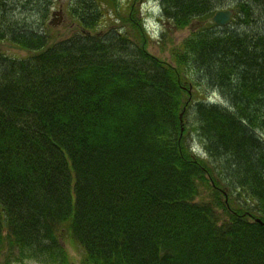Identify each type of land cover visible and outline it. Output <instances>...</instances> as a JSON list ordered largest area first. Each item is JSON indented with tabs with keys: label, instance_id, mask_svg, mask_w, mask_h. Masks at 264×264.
Returning <instances> with one entry per match:
<instances>
[{
	"label": "trees",
	"instance_id": "trees-1",
	"mask_svg": "<svg viewBox=\"0 0 264 264\" xmlns=\"http://www.w3.org/2000/svg\"><path fill=\"white\" fill-rule=\"evenodd\" d=\"M22 1L15 7L35 9L37 23L9 16L8 0L0 3V40L29 50L27 57L0 52V150L15 145L16 153L28 154L36 169L22 165L9 172L14 159L0 164V264H20L29 259V251L47 264H70L65 249L58 260L56 248L59 240L72 237L83 264H264V226L250 220L264 222V149L259 141L264 140V49L249 35L254 23H264L257 11L264 0H233L228 5L234 9L232 25L205 23L196 31L213 39L191 38L200 47L193 58L201 72L228 57L237 63L224 83L215 85L226 93L224 99L247 88L255 93L251 91L255 99L249 105L243 101L246 106L238 105L221 121L183 125L184 132L202 129L209 159L215 162L214 150L226 151L229 159L222 166L188 157L182 148L173 150L165 139L167 129L164 133L154 124L168 120L167 110L183 106L176 78L141 76L124 86L115 78L123 75L122 63L130 55L119 47L96 45L108 36L136 45L135 35L143 31L137 13L112 0L121 29L90 34L87 23L74 14L99 20L106 13L98 2L76 0L70 14L78 28L49 43L44 23L49 0ZM162 2V17L179 27L209 17L222 3ZM242 75L245 82L238 79ZM135 93L144 99L143 106L129 98ZM136 103L141 116L137 109L135 115L129 112ZM241 116L255 124L252 130ZM19 140L28 146L20 147ZM28 140L42 146L45 155L30 150ZM205 169L214 174L211 184ZM224 196L238 204L236 211L224 206ZM209 231L212 237L206 235ZM47 237L54 247L41 257Z\"/></svg>",
	"mask_w": 264,
	"mask_h": 264
},
{
	"label": "bare ground",
	"instance_id": "bare-ground-1",
	"mask_svg": "<svg viewBox=\"0 0 264 264\" xmlns=\"http://www.w3.org/2000/svg\"><path fill=\"white\" fill-rule=\"evenodd\" d=\"M93 2H98V4L102 5L103 11H105V15L101 16L99 20H92V18L88 16H79L78 14H74V18L78 20V22H86L89 28L90 34H99L100 30L103 32L107 31L108 29L110 30H120L122 25L121 21L119 18V13L114 9V1L112 0H89ZM139 1V2H137ZM217 1H222L221 5L217 9L210 10L211 14L209 17L206 16H198L201 17L202 19H193L191 20L190 23L192 25L198 24L196 28L190 27L187 31L184 30L182 31L183 27H179L172 21H169L167 18H160L159 13L164 10V7L166 4L162 2V0H128L127 5L128 9L132 11V13H137L138 15L141 13V10L144 9L145 13L140 14V16L151 26H156L162 23V26H164L162 29L163 30H158L156 31L154 28H146L142 26V34L141 35H135V41L136 45L132 42H124L125 40L119 36L113 37V36H108L106 38H101L99 39V43L96 45H101L104 44L105 47H108L109 45H112L113 47H119L120 50H122L124 53H128L130 56H128L127 61L122 63L124 70H123V75L122 76H117V74H113L117 80H121L124 86L128 84L130 81L139 78L141 76H148L149 78L155 79V80H160L162 79V76L165 75L168 77L170 80L175 79V85L177 90L180 89V101L182 100V108L179 109L178 107H173L169 110H167L166 115L168 116V120L165 122L159 120L154 122V124L162 127L164 130L163 132L165 133L167 129V134L166 135V142L169 144H172V149L175 151H178L182 148L183 153L191 158H195L196 160H200L202 162H205L207 164H210L211 162H214L213 160L209 159L208 156H206V153L204 152V149H209L208 144L205 143V139L203 138V131L200 129L199 126H194L192 127V131H186L188 135L192 137H187L185 135V132L183 129V125L189 122V124H194V123H199L204 121H208L210 119L214 120H222L223 118H226V114L232 113V111L238 107V105H245L246 103L244 102H252L255 99V96L252 94L253 88H247V90H244L241 95H235L232 96L231 100H226L224 97H226V93L222 88L219 86L215 85H222L224 81L227 78V75H230V71H232L234 68L233 66H236V62L232 58H227L224 60V62L221 63H216L215 67L211 69H204L202 72L200 69L197 68L196 62H194L193 54L197 52L200 47L194 45L191 42V38L196 36L198 41L203 42V41H211L213 38L210 37L209 35H206L201 32H197L196 29L200 26H203L205 23L206 25H218L219 21V13L223 12L224 10L230 11V18L233 17L234 15V9L231 6H228L232 3L233 0H217ZM56 2V1H55ZM62 0H57L56 4L57 7L53 9V0H49V5H48V10L50 11V14L47 16V19L50 23L53 25H58L62 22L63 19H65V16L68 17V14H70L73 5L68 4L67 6L63 7L62 6ZM215 2V1H214ZM118 4H123L122 1L118 2ZM52 7V8H51ZM257 9V8H256ZM160 11V12H159ZM258 11V18L262 19L264 21V8H259ZM67 14V15H66ZM183 14V13H180ZM71 15V14H70ZM72 17V16H71ZM121 17V16H120ZM74 18L72 19L74 23L73 26V31H71L69 34L66 36L72 34L73 32L76 31L78 28L77 23L74 21ZM232 20L229 19L228 22L223 24V26L226 25H232L233 22ZM260 22V21H259ZM251 33L250 35V41L252 43H256L259 48L264 49V23H254L251 26ZM165 29L168 30H180L183 33V37H180V39H177L176 41L172 40V43H170V39H172L170 36L166 34ZM103 35H106L107 33H101ZM64 36V37H66ZM48 37L50 38L49 43H54L55 41L59 39H54L49 33ZM62 37V38H64ZM170 38V39H169ZM61 39V38H60ZM98 39V38H97ZM3 41H6L5 39L2 38ZM0 40V41H2ZM8 42V41H7ZM10 43V42H9ZM108 43V44H107ZM151 43L154 44H159L158 46V53L153 54L151 53L148 48ZM170 43V45H169ZM13 44V43H11ZM106 44V45H105ZM16 45V44H14ZM20 48L25 49L22 46L16 45ZM27 50V49H26ZM29 51V50H28ZM2 52V51H1ZM5 54V53H4ZM166 54V55H164ZM7 55V54H6ZM29 55V54H28ZM28 55L24 56L27 57ZM11 56V55H8ZM153 67V68H152ZM241 70L244 69L242 66L240 67ZM228 70V71H227ZM216 72H218L216 74ZM172 75L174 78H171L170 75ZM241 78V79H240ZM215 79L216 84H215ZM239 80L241 81H246V77L242 75L241 77H238ZM248 82V81H247ZM213 85V86H212ZM210 86V87H209ZM252 91V92H251ZM119 92V91H118ZM237 93V90H235ZM254 93V92H253ZM255 94V93H254ZM129 98H135L137 99L138 103L143 106L145 104L144 99L137 95L135 93L134 95H131ZM121 104L120 106L122 107L125 105L124 99L121 98ZM132 99H128L131 101ZM143 100V102H142ZM172 100H174L172 98ZM136 103V106L130 107V113L132 115L136 114V109H137V116H141V112H138V106ZM249 105V104H248ZM139 114V115H138ZM247 117L249 116V112H247ZM260 119H264V110L260 112ZM241 123L245 125V127L248 130H252L255 126V124L252 123V125H249L247 122V118L245 116H241L239 118ZM127 127H120L118 132H123L126 130ZM162 132L161 136L164 135ZM180 133L179 137L178 134ZM183 133V134H182ZM218 134H223L222 130H218ZM172 134V137H169ZM202 135V136H201ZM215 135V134H214ZM225 135H228V132L225 131ZM172 138V139H170ZM174 140V142H172ZM30 150L31 149H38V155L44 156V149L42 146H40L36 142H32L30 140ZM177 141V142H176ZM259 141H261V145L264 149V140L259 138ZM19 145H25L28 146V142L26 140H19ZM164 146V145H161ZM168 151H172L169 149L167 146L164 147ZM11 150V151H10ZM1 149L0 150V164L3 162H7L11 159H14L13 162L10 166H8L9 172L12 171H19L20 166L24 165L27 167L29 165L33 169H36L33 167V162L29 163L28 161L31 160L28 154L25 152L21 153H16V147L15 145H12L11 149ZM10 151V152H9ZM214 152V160L215 164L218 166H222L224 163V160L227 161L229 159L228 155L226 154V151H216ZM72 169H74L72 167ZM34 172V171H32ZM30 172V174L32 173ZM75 172V171H74ZM205 175L204 178L208 180V182H211V176L213 177L214 174L205 169ZM76 173V172H75ZM29 174V173H28ZM75 175V174H74ZM29 176V175H28ZM72 176V175H71ZM75 177V176H72ZM199 184L202 183V181L198 182ZM1 185V181H0ZM221 201L223 202L224 206L227 209H230L231 211L237 210L238 209V204H234L227 199V196H224L221 198ZM89 203L93 206L94 202L89 201ZM80 205V204H79ZM233 224L235 225L234 221L232 218H230ZM253 222L259 223L260 225L263 224L264 222L261 220H257L256 218L251 219ZM229 226L226 227V229ZM212 231V230H210ZM206 233V235L210 236L211 232ZM60 242L58 243V247L56 248L57 251V258L61 257V250L65 249V253L67 256V262L71 263V260L69 258V250L72 249V251L76 252L77 254H80L77 245H78V240L75 237L68 238L67 240H59ZM53 245V246H52ZM54 247V244L49 238L47 237L46 240L43 241L42 247L40 254L42 255L41 257H47L50 253V250L52 247ZM44 250H46L44 252ZM66 261V257L64 259ZM30 263H35V264H47L41 258L39 259V254H36L33 251H29V259L23 261L20 264H30ZM66 263V262H65ZM18 264V263H16ZM79 264H83L81 261Z\"/></svg>",
	"mask_w": 264,
	"mask_h": 264
},
{
	"label": "rangeland",
	"instance_id": "rangeland-1",
	"mask_svg": "<svg viewBox=\"0 0 264 264\" xmlns=\"http://www.w3.org/2000/svg\"><path fill=\"white\" fill-rule=\"evenodd\" d=\"M23 1H25V0H23ZM23 1H22V3H23ZM55 1L57 2V0H53V6H54L53 9H55L57 7V4ZM120 1H122V3H123V4H121V5H123L122 8H125V11H127V12L130 11V9H128V5L126 3V2H128V0H118V2H120ZM134 1H136V0H134ZM2 2H3V0H1L0 3H2ZM16 2H17V0H8L7 4L11 8V10L8 12L9 16H11V15L15 16L16 15L17 17H19V19L29 20V22H31V23H35V22L37 23L36 19L38 18V15L35 13V9L29 8L28 5L19 7L20 4H18L15 7ZM75 2H76V0H62L61 3H62V6L65 7L68 4L73 5ZM116 2H117V0H116ZM137 2H139V1H137ZM22 11L25 12L26 14L21 13ZM144 13H145L144 9L141 10L140 14L142 15ZM49 14H50V11H49ZM140 14L139 15L136 14V16H137V19L141 18V20H142L143 15L141 17ZM158 15L160 16V13ZM72 19H73V17H71V15L68 14V17L65 16V19H63L62 22L56 26L53 25L52 23H50L47 19V22L45 21V26H48V32L54 39H60L64 36H66L67 34H69L71 31H73L74 23H72L73 22ZM128 23H129V21H128ZM145 25L148 28H154L156 31L163 30L162 28L164 27V26H162V23H160L159 25H156V26H151V25H149V22L147 23L146 21H145ZM197 26H198V24H196V23H195V25H192V23H190L189 25L183 27L182 31H184V30L187 31L190 27L196 28ZM165 31H166V34L168 35V37L170 36L172 38V39L169 38L170 43H172V40L176 41L177 39H180V37H183V33L180 30L171 31V30L165 29ZM170 43H169V45H170ZM158 46H159V44L151 43L149 45L148 50L151 53L156 54V53H158ZM1 51H2V53H5V54L11 55V56H15V57H24V56L29 54L28 50L20 48L14 44H11V43H9L7 41H3V40L0 41V52ZM164 55H166V54H164ZM189 130L192 131V128L186 129V131H189ZM187 137H192V136L187 135ZM210 184H211V182H210ZM68 252H69L68 256L71 260L70 264H79L81 261V259H80L81 254H77L76 252L72 251V249H70ZM30 264H35V263H30Z\"/></svg>",
	"mask_w": 264,
	"mask_h": 264
},
{
	"label": "water",
	"instance_id": "water-1",
	"mask_svg": "<svg viewBox=\"0 0 264 264\" xmlns=\"http://www.w3.org/2000/svg\"><path fill=\"white\" fill-rule=\"evenodd\" d=\"M218 16H219V18H218L217 21H219V22L216 23V24L223 25V24H225L226 22L229 21V19H230V11L224 10L223 12H220ZM257 220H259V219H257Z\"/></svg>",
	"mask_w": 264,
	"mask_h": 264
}]
</instances>
